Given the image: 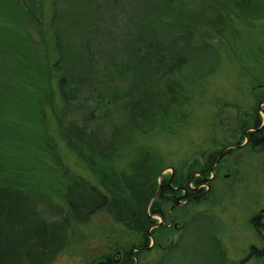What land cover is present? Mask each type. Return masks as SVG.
I'll return each mask as SVG.
<instances>
[{"label": "rangeland", "instance_id": "1", "mask_svg": "<svg viewBox=\"0 0 264 264\" xmlns=\"http://www.w3.org/2000/svg\"><path fill=\"white\" fill-rule=\"evenodd\" d=\"M144 1L59 0L57 4L55 0H42L39 25L28 23L18 3L0 0V175L34 187L39 194L38 207L46 216L49 202L63 205V170L95 184L97 171L105 169L107 163L100 161L91 168L65 145L49 104L43 105L40 115V97L34 86L46 94L51 90L50 102L55 109L60 105L54 85L56 70L45 60L53 49L56 55L59 50L62 55L66 52L76 67L83 53L91 56L87 49L101 67L111 60H131L129 52L140 40L153 34L164 40L168 33L165 27L145 21ZM216 1L226 18L222 34L209 32L213 29L214 13L208 8L215 5L212 0L177 1L187 10L199 12L209 33L208 47L199 48L197 44L177 75L184 84L187 101L172 108L151 131L134 134L114 157L124 162L131 155L150 156L151 150L157 153L156 163L164 168L158 180L172 170L183 180L198 169L207 154L224 145L230 147L213 170L216 175L212 179L209 176L207 199L179 204L171 211L176 230L184 229L183 222L186 217L190 219L185 230L191 236L188 239L186 232L182 236L189 248L181 260L190 261L194 255L201 261L209 251L214 256L212 261L218 253L223 255V260L215 264H264V250L259 256L254 252V257L248 256L251 248H264V230L260 236L251 225L252 216L264 209V148L244 144L243 136L244 128L253 124L257 114L262 115L264 104V0ZM200 25L195 23L196 27ZM118 83L121 87L122 82ZM65 111L69 118L77 119V107ZM38 116H42L40 122ZM170 229H155L154 242L164 245L169 236L175 241L180 231L168 233ZM126 233L122 223L99 209L83 220H70L62 247L44 264H88L99 254L114 250L115 244L130 246L133 237ZM194 236H202L206 242L193 243ZM174 262L176 257L170 260Z\"/></svg>", "mask_w": 264, "mask_h": 264}, {"label": "trees", "instance_id": "2", "mask_svg": "<svg viewBox=\"0 0 264 264\" xmlns=\"http://www.w3.org/2000/svg\"><path fill=\"white\" fill-rule=\"evenodd\" d=\"M13 1L22 7L21 12L29 20L28 23L34 21L41 25L39 15L42 0L31 4L25 0ZM55 1L59 4V0ZM177 1L152 0L151 4L144 1L145 21L152 22L153 26L165 27L168 33L164 40L155 34L140 40L129 52L131 60H111V63L101 67L93 59L91 50L85 47L87 44L84 47L91 56L83 53L77 67L71 64L73 58L68 57L66 52L62 55L60 50L56 55L53 49L52 55L47 56L46 60L44 58L49 67L56 70L54 85L60 105L55 109V104L50 102L51 90L46 94L34 86V91L40 97V107H37L40 115L43 105L49 104L65 145L84 158L91 168H96L100 161H105L107 167L98 168V182L95 184L69 173L67 169L63 170V205L49 202L48 216L38 207L40 199L34 187L0 175V264L46 263L62 247L70 220H83L99 209H104L114 221L122 223L127 230L126 235L133 237L134 242L130 246L137 245L141 231L147 240V228L156 221L148 214L155 213L156 205H162L153 194L159 183L158 173L164 168L156 163L157 153L151 150H148L150 156L148 153L141 157L139 154L131 155L124 162L115 161L114 154L134 134L151 131L172 108L187 101L184 84L177 75L188 61V53L196 49L197 44L199 48L208 47L206 37L209 33L200 13L187 10L186 5L183 7ZM212 1L215 5L208 8L214 13L211 17L213 29L209 32L222 34L226 24L224 11L219 8L220 2ZM52 9L55 10L54 7ZM195 23L201 25L196 27ZM36 31L40 32L39 27H36ZM51 57H55L54 60L51 61ZM71 69L77 71L70 72ZM116 81L122 82V86L118 87ZM76 95L77 103L74 102ZM71 107L78 108L77 119L67 116L65 110ZM257 118H260L259 114ZM41 120L42 116H38V121ZM40 127L44 130L42 125ZM256 134L255 131L248 132L251 144H264V125L259 133L261 141ZM204 175H208L207 169ZM188 177L189 173L182 182L187 181ZM189 221L185 219L184 229L179 230L178 238L167 244L164 250L158 251L159 254L155 256L151 251H140L136 253L139 260L140 255L146 253L148 259L144 264L221 262L222 254L218 253L212 261L214 256L209 251L201 261L194 255L190 261L187 258L181 260L189 248L186 245L188 240L182 238L185 232L188 239L191 236L185 230ZM172 230L166 231L169 233ZM193 240L198 244L206 242L202 236H194ZM210 250H213V246ZM174 257L177 262L170 263Z\"/></svg>", "mask_w": 264, "mask_h": 264}, {"label": "flooded vegetation", "instance_id": "3", "mask_svg": "<svg viewBox=\"0 0 264 264\" xmlns=\"http://www.w3.org/2000/svg\"><path fill=\"white\" fill-rule=\"evenodd\" d=\"M263 106L264 104L262 105V113ZM259 117L260 118L258 119L255 116V121L253 122V124L244 128V144L251 143L249 140L248 132L255 131L257 133L256 136L260 137L259 133L264 125V118L262 117V115H259ZM244 138L242 137L240 142H242ZM259 140L261 141V137L259 138ZM255 147L264 148V144L261 143V145H255ZM230 150V147H226V145H224L220 150L215 151L213 155L211 153L207 154L203 158V160L198 163V169H195L194 171L189 173L187 181L182 182V180H179L180 177L174 175L175 172L173 170L170 171L169 174L162 175L161 173L162 177H160L159 179V183L156 191L153 194V197L156 198L157 201L162 202V205H156L154 209L155 213H152L151 215L148 214L149 217L155 219L156 221L153 224L149 225V227L147 228V240L145 239V235L142 234L143 231H141L139 241L136 243L137 245L128 247L124 245L115 246L114 250L106 253L105 256L99 254L96 259L91 260L88 264H135V258L137 260L136 264H138V262L144 264L148 259V256L146 255V253H142L139 260V255L136 254L137 252L148 250L151 251L150 253L152 255L156 256L157 254H159L158 251L164 250L167 247V244L172 243L174 240H172L169 236L167 237V242L164 245H161L160 242L158 243L157 241L154 242V230L157 228L171 227L173 228V230L170 232L179 231L176 230L178 226L176 225L171 215L173 207L176 205L178 206L179 204H185L184 206H186V204L190 202L199 203L203 200H206L209 191V176L212 179L216 175L215 171L213 173V170L218 165L221 157L224 154L228 153ZM193 162L194 160L191 162V164L187 165V168H189L193 164ZM206 169L208 175H204ZM167 220L168 224L166 223ZM170 223H173L175 225L171 226L169 225ZM251 225L261 236V232L264 230V209L252 216ZM261 237L264 236L262 235ZM263 250L264 248H261L260 250L251 248L248 256L253 257V252L254 254H258L262 253ZM242 261L243 260H240V263H242Z\"/></svg>", "mask_w": 264, "mask_h": 264}, {"label": "water", "instance_id": "4", "mask_svg": "<svg viewBox=\"0 0 264 264\" xmlns=\"http://www.w3.org/2000/svg\"><path fill=\"white\" fill-rule=\"evenodd\" d=\"M260 104H261V103H259V107H260ZM259 107H258V108H259ZM261 113H262V111H261ZM262 117L264 118L263 113H262ZM156 225H158V224H156ZM136 262H137V260H136V258H135V264H136Z\"/></svg>", "mask_w": 264, "mask_h": 264}]
</instances>
